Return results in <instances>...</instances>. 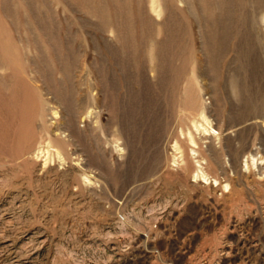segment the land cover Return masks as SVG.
<instances>
[{
  "label": "rangeland",
  "instance_id": "374dc122",
  "mask_svg": "<svg viewBox=\"0 0 264 264\" xmlns=\"http://www.w3.org/2000/svg\"><path fill=\"white\" fill-rule=\"evenodd\" d=\"M0 264H264V0H0Z\"/></svg>",
  "mask_w": 264,
  "mask_h": 264
},
{
  "label": "bare ground",
  "instance_id": "6f19581e",
  "mask_svg": "<svg viewBox=\"0 0 264 264\" xmlns=\"http://www.w3.org/2000/svg\"><path fill=\"white\" fill-rule=\"evenodd\" d=\"M154 2V1H153ZM153 7H154V9H155V3H153Z\"/></svg>",
  "mask_w": 264,
  "mask_h": 264
}]
</instances>
